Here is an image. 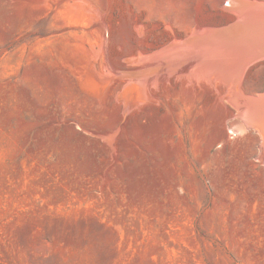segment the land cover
Here are the masks:
<instances>
[{"label": "rangeland", "instance_id": "374dc122", "mask_svg": "<svg viewBox=\"0 0 264 264\" xmlns=\"http://www.w3.org/2000/svg\"><path fill=\"white\" fill-rule=\"evenodd\" d=\"M229 1L0 0V264H264V59L238 106L198 67Z\"/></svg>", "mask_w": 264, "mask_h": 264}, {"label": "bare ground", "instance_id": "6f19581e", "mask_svg": "<svg viewBox=\"0 0 264 264\" xmlns=\"http://www.w3.org/2000/svg\"><path fill=\"white\" fill-rule=\"evenodd\" d=\"M245 2H247V3H245ZM248 2H249L248 0L247 1H241V0H230L229 1V3H228L229 9L231 10V8L233 7L235 10V13L238 16L239 20H238V22H236L237 24H235L234 26H230L229 28H226L225 30L223 29V31H221L220 33H218L219 32L218 30H215V31H218L217 33L216 32L214 33V31L210 30L211 33H214L215 35L209 37V35L207 33V35H206L207 39L204 37L205 40L203 41V43L205 42V44H206L205 45L206 48L204 49L205 54H203V55L201 54L202 56H204V59L203 60L200 59L201 61L198 60V65H199L198 67L203 68L204 73L206 75H209V71H210V72H212V75H210V76H212V78H213V75L215 74V76H218L217 79L220 78L221 80L227 81L229 86L233 89V91H235L234 96H233V94H232V96L234 98L233 100L235 101L234 104H236L237 106L240 105L238 100L240 97H242L241 95H246V94H244L245 92L243 94H241V92L238 90V88L240 89V85L237 87V85L240 83V81L242 79L244 70L250 64H252V63H254L260 59L261 60L264 59V4H262V3L261 4L260 3H250V2L248 3ZM206 31H207V29H206ZM204 38H201V39H204ZM194 39L196 40V38H194ZM197 40H199V39H197ZM209 43L211 46H213L212 50L213 51L215 50L214 52H212L215 56L210 57V58H208L209 57V51H210L209 50L210 49ZM173 47H175V45ZM191 47H193V46H191ZM191 47L189 48V50L191 49L190 51H193L194 49H192ZM180 49H181V46H180ZM190 51H188V52H190ZM156 56H158V54ZM198 56H200V55H198ZM184 57H185V55H184ZM187 57H189V56L187 55ZM187 57H186V59H187ZM172 58H173V60H170V61H172V62L175 61V63H176V61L178 59L175 56ZM180 58L182 59V57H180V55H179V59ZM160 60H162V59H160ZM170 61H169V63H171ZM187 61H189V60H187ZM184 62H186V61L184 60ZM177 64H178V62H177ZM177 66L178 65H175V67H177ZM169 71H171V70L169 69ZM200 73H201V71H200ZM170 75H171V73H170ZM145 76H146V74H145ZM146 77H148V76H146ZM202 77H204V76H202ZM143 78H145V77H143ZM143 78H142V80H143ZM209 78H211V77H209ZM217 79H216V81H217ZM145 80H146V78H145ZM244 97H246V96H244ZM251 97L249 96V97H247V99L245 98L246 102H245L244 106H246V107L240 113L241 118L243 119V122H244L242 130L243 131L256 130L257 133L261 134L263 139H264V120H262L264 117V94L260 95L259 97L258 96L257 97L255 96L252 98ZM231 132L233 134H236L234 131H231ZM263 144H264V141H263Z\"/></svg>", "mask_w": 264, "mask_h": 264}, {"label": "crops", "instance_id": "0c3cea01", "mask_svg": "<svg viewBox=\"0 0 264 264\" xmlns=\"http://www.w3.org/2000/svg\"><path fill=\"white\" fill-rule=\"evenodd\" d=\"M262 95V94H261ZM261 120V119H260ZM262 120H264V117H263V119ZM256 131V130H255ZM256 133H257V131H256ZM260 135V137H261V141H262V145H263V147H264V144H263V141H264V139H263V137H262V135L261 134H259Z\"/></svg>", "mask_w": 264, "mask_h": 264}]
</instances>
